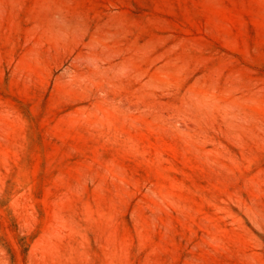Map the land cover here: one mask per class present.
<instances>
[{
	"label": "rangeland",
	"instance_id": "obj_1",
	"mask_svg": "<svg viewBox=\"0 0 264 264\" xmlns=\"http://www.w3.org/2000/svg\"><path fill=\"white\" fill-rule=\"evenodd\" d=\"M0 264H264V0H0Z\"/></svg>",
	"mask_w": 264,
	"mask_h": 264
}]
</instances>
